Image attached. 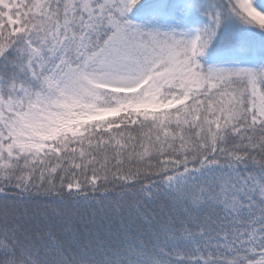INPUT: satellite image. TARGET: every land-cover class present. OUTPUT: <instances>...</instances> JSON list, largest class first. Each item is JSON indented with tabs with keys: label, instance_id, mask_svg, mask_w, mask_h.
Listing matches in <instances>:
<instances>
[{
	"label": "snow or ice",
	"instance_id": "snow-or-ice-1",
	"mask_svg": "<svg viewBox=\"0 0 264 264\" xmlns=\"http://www.w3.org/2000/svg\"><path fill=\"white\" fill-rule=\"evenodd\" d=\"M0 264H264V0H0Z\"/></svg>",
	"mask_w": 264,
	"mask_h": 264
}]
</instances>
